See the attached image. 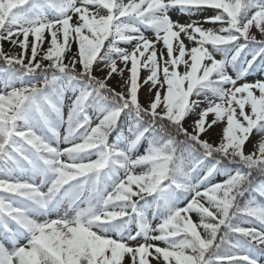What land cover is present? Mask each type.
Instances as JSON below:
<instances>
[{
    "label": "snow or ice",
    "instance_id": "6c2138e0",
    "mask_svg": "<svg viewBox=\"0 0 264 264\" xmlns=\"http://www.w3.org/2000/svg\"><path fill=\"white\" fill-rule=\"evenodd\" d=\"M252 73L264 0H0V264H261Z\"/></svg>",
    "mask_w": 264,
    "mask_h": 264
},
{
    "label": "rangeland",
    "instance_id": "374dc122",
    "mask_svg": "<svg viewBox=\"0 0 264 264\" xmlns=\"http://www.w3.org/2000/svg\"><path fill=\"white\" fill-rule=\"evenodd\" d=\"M205 14L206 15H214L215 14V10H209ZM176 18L177 17L174 14L173 15V19H176ZM203 26L205 28H215V27H217V25H214V24H211V23H205ZM253 31H255V29H253ZM147 35H151V32H148ZM30 39H31V37H30ZM47 46H48L47 43H45L44 47L46 48ZM122 46H126V45H122ZM158 47H159V45H158ZM73 49H75V45H73ZM3 50L6 53H8L10 51L11 52H18L19 51L18 48H13V46L10 43H8V42H4L3 43ZM118 63H119V61H118ZM94 74L95 75H98V76L103 75L102 73H100L98 71L95 72ZM146 75H147L146 71L145 70H142L141 71V77H144ZM125 76H127V72H125ZM257 79H264V76H262L259 73H252L251 75H249L248 77L245 78L246 82H250V83L251 82H255ZM119 82H120V76L119 75H116V74H113L112 79L108 81V83L112 87L116 88L117 91H120ZM242 82H244V81H242ZM138 95H139L140 102L146 106L148 104V101H149V96L147 94V86L146 85L141 88V90H140V92H139ZM209 119H211V117H209ZM219 131H220V127H215L214 130H209V132L207 134H205V137L204 138L209 139L210 142L218 143L219 142V137H218L217 133ZM112 139H114V136L113 137H110V140H112ZM255 140H256V136L253 135L252 141L255 142ZM65 146L66 145H61V147H65ZM251 149H252V143H248L246 145V147H245V152H249V151H251ZM222 179H224V177H222V176H217L216 177V181H220ZM194 217H195V214L192 215V219L193 220H194ZM244 226H248V225H244ZM160 246L163 247L164 245L161 243ZM261 261H263V264H264V258H261ZM126 264H127V258H126ZM153 264H155V262H153Z\"/></svg>",
    "mask_w": 264,
    "mask_h": 264
},
{
    "label": "trees",
    "instance_id": "16d2710c",
    "mask_svg": "<svg viewBox=\"0 0 264 264\" xmlns=\"http://www.w3.org/2000/svg\"><path fill=\"white\" fill-rule=\"evenodd\" d=\"M194 220L198 222V217L195 215ZM261 264H263V261H261Z\"/></svg>",
    "mask_w": 264,
    "mask_h": 264
}]
</instances>
